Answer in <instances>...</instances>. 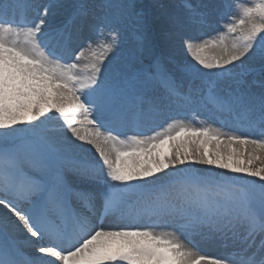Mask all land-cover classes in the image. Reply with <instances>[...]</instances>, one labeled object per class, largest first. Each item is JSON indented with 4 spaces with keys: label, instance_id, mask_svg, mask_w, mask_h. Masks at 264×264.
<instances>
[{
    "label": "snow or ice",
    "instance_id": "6c2138e0",
    "mask_svg": "<svg viewBox=\"0 0 264 264\" xmlns=\"http://www.w3.org/2000/svg\"><path fill=\"white\" fill-rule=\"evenodd\" d=\"M0 264H264V0H0Z\"/></svg>",
    "mask_w": 264,
    "mask_h": 264
},
{
    "label": "rangeland",
    "instance_id": "374dc122",
    "mask_svg": "<svg viewBox=\"0 0 264 264\" xmlns=\"http://www.w3.org/2000/svg\"><path fill=\"white\" fill-rule=\"evenodd\" d=\"M241 2H243V0H241ZM197 115L199 117L198 119L191 120V123H192L193 126H195V127L202 126L200 121L204 120L205 123L211 124L213 127H221L220 123L217 120H215L214 118H210L209 114L207 112L201 111ZM177 118L180 119V118H185V117H184V114H179V115H177ZM187 119H191V114L190 113L187 114ZM187 119H186V122H187ZM56 123L59 124L61 122L57 121ZM169 123H171V121H167V120L166 121H158L155 126H153L150 130L147 131L146 134L152 135V134H154L157 131H161L162 129L166 128ZM91 130H92L91 128L87 129V131H91ZM225 130H228V129H225ZM82 131H85V130H82ZM131 134L132 133H129V135H131ZM122 138H124V137H122ZM78 143H79V141H78ZM86 147H90V146L86 145ZM188 147L191 150V149H193L195 147V145H188ZM213 147H215L214 144L213 145H209V149H211ZM221 148H222L223 151H227L228 150L227 147L224 146V145H222ZM164 150H166V151L169 150V145H165L164 146ZM257 164H259V162H257ZM196 167H206V166L196 165ZM212 167H213L214 171H217V172L221 171L220 169H216L214 166H212ZM107 222L111 223V221H107ZM203 247H204V250L207 253H209V254L219 255L221 253V249L219 247L215 246V245H206V246H203ZM26 251H29V250H26Z\"/></svg>",
    "mask_w": 264,
    "mask_h": 264
},
{
    "label": "bare ground",
    "instance_id": "6f19581e",
    "mask_svg": "<svg viewBox=\"0 0 264 264\" xmlns=\"http://www.w3.org/2000/svg\"><path fill=\"white\" fill-rule=\"evenodd\" d=\"M29 251H31V250H29Z\"/></svg>",
    "mask_w": 264,
    "mask_h": 264
}]
</instances>
